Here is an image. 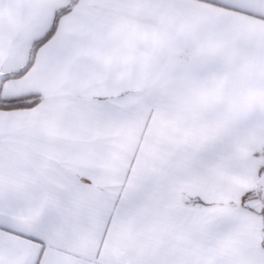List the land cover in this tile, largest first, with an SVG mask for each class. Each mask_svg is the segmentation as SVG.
<instances>
[{"label": "snow or ice", "instance_id": "snow-or-ice-1", "mask_svg": "<svg viewBox=\"0 0 264 264\" xmlns=\"http://www.w3.org/2000/svg\"><path fill=\"white\" fill-rule=\"evenodd\" d=\"M0 264H264V0H0Z\"/></svg>", "mask_w": 264, "mask_h": 264}]
</instances>
